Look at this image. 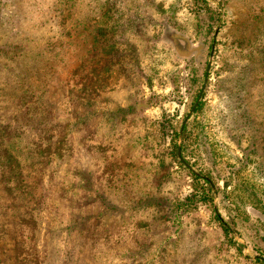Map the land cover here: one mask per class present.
<instances>
[{
  "label": "rangeland",
  "instance_id": "374dc122",
  "mask_svg": "<svg viewBox=\"0 0 264 264\" xmlns=\"http://www.w3.org/2000/svg\"><path fill=\"white\" fill-rule=\"evenodd\" d=\"M0 264H264V0H0Z\"/></svg>",
  "mask_w": 264,
  "mask_h": 264
},
{
  "label": "trees",
  "instance_id": "16d2710c",
  "mask_svg": "<svg viewBox=\"0 0 264 264\" xmlns=\"http://www.w3.org/2000/svg\"><path fill=\"white\" fill-rule=\"evenodd\" d=\"M175 147L177 148V145H175ZM196 179H198L199 181H201V179H200L199 176H196ZM204 184L205 185H202V187H204L203 192H202V198H203V200H205V198H207V196H208V198H209V196H211V200H213L212 185L207 180H204ZM208 198L206 199L207 201L210 200V198L209 199ZM224 228L227 231V233H230L229 227L224 226Z\"/></svg>",
  "mask_w": 264,
  "mask_h": 264
},
{
  "label": "water",
  "instance_id": "95a60500",
  "mask_svg": "<svg viewBox=\"0 0 264 264\" xmlns=\"http://www.w3.org/2000/svg\"><path fill=\"white\" fill-rule=\"evenodd\" d=\"M194 108H195V107H194ZM178 156H179V158L181 159V161L185 163V161H184V159H183V157H182L181 148H179V150H178ZM185 164H186V163H185ZM186 165H187V164H186Z\"/></svg>",
  "mask_w": 264,
  "mask_h": 264
}]
</instances>
